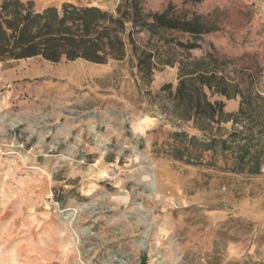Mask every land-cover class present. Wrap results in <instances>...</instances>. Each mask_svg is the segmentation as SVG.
I'll list each match as a JSON object with an SVG mask.
<instances>
[{
  "label": "rangeland",
  "instance_id": "1",
  "mask_svg": "<svg viewBox=\"0 0 264 264\" xmlns=\"http://www.w3.org/2000/svg\"><path fill=\"white\" fill-rule=\"evenodd\" d=\"M32 1L38 10L73 2L109 11L120 2ZM140 1L145 12L211 28L200 48L172 52L238 85L241 95L211 100L237 113L244 99L239 123L222 127L254 135L252 153L264 157V0ZM135 38L165 50L146 32ZM135 65L131 46L103 64L0 61V264H264V159L258 174L227 169L237 149L226 161L221 149L191 146L177 159L189 140L174 132L206 138L172 114L162 91L176 87L179 66L145 78Z\"/></svg>",
  "mask_w": 264,
  "mask_h": 264
},
{
  "label": "trees",
  "instance_id": "2",
  "mask_svg": "<svg viewBox=\"0 0 264 264\" xmlns=\"http://www.w3.org/2000/svg\"><path fill=\"white\" fill-rule=\"evenodd\" d=\"M164 12H145L140 0H120L115 11L94 4L65 2L61 7L35 8L32 0H2L0 3V61L40 57L58 63L63 60L83 59L94 63L125 58L131 46L136 56V68L145 78H151L159 65L178 64L180 76L176 87L166 83L162 91L172 102V114L187 122L205 135L198 139L186 131H176L177 139L188 138L189 145L176 148L174 156L184 159L193 154L191 146L203 150L221 151L227 157L235 152L227 169L238 173L258 174L264 157L252 153L254 135L234 129L227 132L222 123L245 114L244 99L237 113L225 111V102L211 100L210 95L228 99L241 95L238 85L232 83L216 69L205 65L204 60L190 61V57L175 59L173 46L187 53L201 47L199 41L211 30L200 17L180 18ZM178 31L188 35L187 40L169 35ZM146 32L149 50L137 45L135 35Z\"/></svg>",
  "mask_w": 264,
  "mask_h": 264
},
{
  "label": "crops",
  "instance_id": "3",
  "mask_svg": "<svg viewBox=\"0 0 264 264\" xmlns=\"http://www.w3.org/2000/svg\"><path fill=\"white\" fill-rule=\"evenodd\" d=\"M260 203H261L260 199H253V201L251 202V206L256 207Z\"/></svg>",
  "mask_w": 264,
  "mask_h": 264
}]
</instances>
